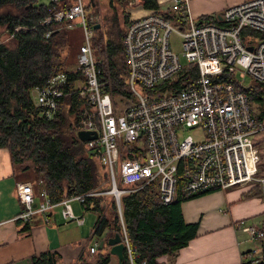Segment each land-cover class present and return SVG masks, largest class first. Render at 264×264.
<instances>
[{"label":"built area","instance_id":"2783aa9c","mask_svg":"<svg viewBox=\"0 0 264 264\" xmlns=\"http://www.w3.org/2000/svg\"><path fill=\"white\" fill-rule=\"evenodd\" d=\"M69 1L41 22H59L70 29L78 25L82 29L84 39L74 68L81 71L86 82L78 80L76 85L85 99L79 129L96 130L97 136L86 142L108 168L110 192L119 206L121 194L127 189L118 186L117 177L127 185L156 181L164 202L176 198L180 178L185 197L258 179L261 154L253 135L264 127V122L256 116L255 101L248 91L230 79L215 78L224 71L238 70L239 76L249 74L264 83V0H243L225 7L219 17L223 24L210 17L196 19L189 10V0H172L175 18L156 10L130 17L123 37L131 91L127 98H113L104 90L93 48L95 24L100 21L87 12L90 0ZM20 28L27 27L17 25L15 31ZM173 31L182 35L186 58L198 65L199 76L184 88L167 89V84H161L176 78L184 67L170 45ZM67 83L68 73L60 72L32 89L34 102L48 118L55 115ZM200 125L205 131L203 138L195 139L191 134L179 138L180 126ZM17 192L23 209L15 218L45 214L56 204L44 189L45 199L35 203L31 181L18 182ZM98 192L104 191L72 193L59 201L64 217L84 223L85 216L75 213L72 201L83 202L87 194ZM6 221L0 219V225ZM235 226L246 231L251 240L264 238L261 225L245 224L242 219ZM121 235L130 263L135 264V247L125 228ZM98 244L95 240L89 251L94 253ZM258 249H251L249 256L236 264L256 262ZM157 264L173 262L158 260Z\"/></svg>","mask_w":264,"mask_h":264},{"label":"trees","instance_id":"16d2710c","mask_svg":"<svg viewBox=\"0 0 264 264\" xmlns=\"http://www.w3.org/2000/svg\"><path fill=\"white\" fill-rule=\"evenodd\" d=\"M126 1L108 0L111 10L106 11L103 24L95 28L93 40L104 90L113 98L131 96L129 67L123 53V37L130 19ZM144 3L158 11L157 0H144ZM69 4V0H0V147L7 149L13 173L32 170L33 180L41 182L54 203L72 193L103 191L107 188L104 183L111 185L108 168L77 133L85 99L76 85L78 80L86 82L80 70L69 66L76 64L79 50L73 29L59 22H41L52 11ZM97 4L96 0L89 1L87 7ZM119 6L125 13L123 16H119ZM165 15L176 17L173 8ZM213 20L224 23L216 17ZM17 25L27 28L15 31ZM4 29L9 34L15 33L7 34L8 38L3 40ZM60 72L68 73V83L64 85L65 94L55 115L48 118L34 102L32 89ZM198 76V65L189 62L176 78L161 85L167 84V89L184 88ZM221 78L232 80L238 88L249 92L252 101L264 104V83L255 81L245 86L234 73L226 71L215 79ZM118 185L127 189L121 194L120 206L113 193L109 197L104 192L87 194L82 203L85 209L96 211L93 234H104L102 239L106 242L116 232L122 234L125 228L135 247V264H157L162 255L174 256L198 234V222H187L183 215L182 201L196 196H184L183 178L171 202L162 201L156 181L127 185L120 180ZM213 190L216 189L207 192ZM257 193L262 190L252 192ZM261 241L264 252V238ZM101 249L98 245L94 253L82 252L73 264H108L112 253L110 249ZM124 253V260L119 264H131L126 247ZM32 258L33 264H56L58 255L45 251ZM256 264H264V255Z\"/></svg>","mask_w":264,"mask_h":264},{"label":"crops","instance_id":"0c3cea01","mask_svg":"<svg viewBox=\"0 0 264 264\" xmlns=\"http://www.w3.org/2000/svg\"><path fill=\"white\" fill-rule=\"evenodd\" d=\"M157 1L160 4L158 12L166 14L171 11L172 0ZM241 1L243 0H189V10L198 20L203 17L219 18L225 7ZM130 4V17L156 10L146 6L144 0H135ZM254 111L264 122V104L260 105L256 101ZM256 133L264 140V127ZM0 160V219L7 220L0 225V264H33L32 256L45 251L58 255L56 264L77 263L85 249L76 244L77 237L70 231L71 228L59 227L60 220L54 210L58 205L63 208V204L57 202L45 214L37 212L29 219L15 218L23 209L17 192L18 182L30 179H17L6 148L0 147ZM259 189L262 193L252 194ZM34 193L35 203L38 204L41 201L37 199L35 187ZM181 205L185 220L198 222V234L176 255H162L158 258L159 261H171L173 264H236L247 258L248 252L254 247L262 248L259 246L262 241L251 240L235 223L246 219L264 227V182L216 189L184 199ZM52 221L59 228L51 225ZM84 223L77 224L81 226ZM93 229L90 237L94 238ZM107 247L110 249L109 245ZM108 264H119L117 256L112 254Z\"/></svg>","mask_w":264,"mask_h":264},{"label":"rangeland","instance_id":"374dc122","mask_svg":"<svg viewBox=\"0 0 264 264\" xmlns=\"http://www.w3.org/2000/svg\"><path fill=\"white\" fill-rule=\"evenodd\" d=\"M41 2H48L49 0H40ZM98 2L97 5H95V7L90 6L87 7V12L88 14L94 13L95 16H97V19L100 21L101 25L103 24V17L105 16L106 11H110V7L108 6V0H96ZM115 2H119V0H114ZM128 4L129 3V0ZM95 2V1H94ZM127 4L126 10L128 12H130L132 9L131 7ZM131 5V4H130ZM94 9V10H93ZM118 12H119V16H123L125 13L123 12V9L121 6H119L118 8ZM124 21V19H123ZM174 25H177V23L175 21H173ZM5 30V29H4ZM3 30V33L1 34V38L3 40H6L8 38V31ZM72 35H73V39L74 41L79 45L82 43L84 36H83V32L80 26H76L73 28L72 31ZM10 36V34H9ZM170 45L171 48L173 49V51H175L179 56L180 59L182 61L183 64H187L189 63L187 58H186V50L183 48V37L182 35L177 32V31H173L170 35ZM94 48V47H93ZM95 53V51H94ZM78 55V52H77ZM77 61V60H76ZM76 64H72L69 65L70 67H75ZM242 82L245 86H249L251 84L255 83V79L250 76L249 74H247L245 77H241L238 74V70L233 72ZM36 94L32 93V97H35ZM179 131V138L183 139L184 136H187L188 134H191L195 139H200L203 138L205 135V131L203 129V127L200 126H195V127H179L178 128ZM253 139L256 143V145L259 148V152L261 154V160L259 162V170L257 173V178L256 180H254L252 183L246 184V185H250L256 182H260V178H264V140L262 139V136H259V133H254L253 135ZM2 166L1 160H0V168ZM32 170H27V171H20L19 173L15 174V176H17V179L22 178V179H30L28 181H31L33 183V186L35 187L36 190V196L38 201H42L45 199V197L43 196V188L41 185V182H35L33 180V175H32ZM16 178V177H15ZM120 182V178L117 177V184H119ZM104 186L107 187L105 188L104 193H106L109 197L112 196V193L110 192L111 189V185L104 183ZM119 186V185H118ZM234 186H244V185H234ZM203 194V193H202ZM199 195V194H198ZM201 195V194H200ZM197 196V195H196ZM72 205L74 207V211L77 215H84L85 216V223L81 226H79V224H77L74 220H66L65 218L62 217V205H58L55 207V213H56V217L60 220L59 221V227L63 228L65 227V229H70V231H72L74 233V235L77 237L76 240V244L79 245L80 248H84V251H88L89 247L94 243L95 240H102L103 235H94L95 237H90L91 235V230L95 224L96 218H97V213L94 210H86L82 204V202L80 200H73L72 201ZM242 220V219H241ZM245 224H249L252 222L247 221L246 219H243ZM66 224H69V226H67ZM51 225H56V227H58V225L56 224L55 221L51 222ZM58 227V228H59ZM241 229V228H239ZM243 230V229H241ZM244 231V230H243ZM246 232V231H245ZM247 233V232H246ZM248 237L249 234L247 233ZM62 237V235H60ZM99 245V244H98ZM261 242H259V246H261ZM103 251H108L109 248L107 247V244L101 249ZM264 255V252H262L261 248L258 249L257 252V256H258V260L254 263L251 264H256L259 261V258L262 257Z\"/></svg>","mask_w":264,"mask_h":264},{"label":"water","instance_id":"95a60500","mask_svg":"<svg viewBox=\"0 0 264 264\" xmlns=\"http://www.w3.org/2000/svg\"><path fill=\"white\" fill-rule=\"evenodd\" d=\"M90 1L93 2V0ZM100 26H101L100 22L95 24L96 28H99ZM77 133L79 138L85 142L97 136L96 130L78 129ZM105 242L106 241L102 239L99 243V248H103ZM107 245L110 246V252L117 256L119 263H122L125 257V253H124L125 244L122 241L121 234L119 232H116L114 235L110 236L107 239Z\"/></svg>","mask_w":264,"mask_h":264}]
</instances>
